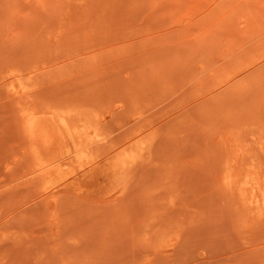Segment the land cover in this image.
I'll return each instance as SVG.
<instances>
[{
	"label": "rangeland",
	"instance_id": "obj_1",
	"mask_svg": "<svg viewBox=\"0 0 264 264\" xmlns=\"http://www.w3.org/2000/svg\"><path fill=\"white\" fill-rule=\"evenodd\" d=\"M0 264H264V0H0Z\"/></svg>",
	"mask_w": 264,
	"mask_h": 264
}]
</instances>
